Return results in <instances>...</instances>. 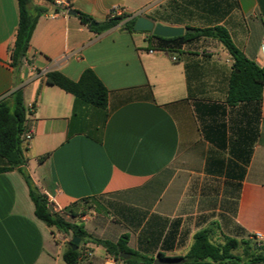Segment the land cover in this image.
<instances>
[{"label": "crops", "instance_id": "0c3cea01", "mask_svg": "<svg viewBox=\"0 0 264 264\" xmlns=\"http://www.w3.org/2000/svg\"><path fill=\"white\" fill-rule=\"evenodd\" d=\"M32 7L47 12L17 73L9 53L19 3L0 0V102L22 90L32 133L27 170L55 212L96 239L128 236L130 249L154 260L184 258L203 230L214 244L236 239L248 243L236 253L264 256V241L255 246L252 238L264 235V86L259 109L230 107L233 60L219 41L200 38L172 54L148 49L146 33L124 30L139 17L182 28L221 25L264 68V0H33ZM116 7L128 19L103 33L68 13L100 24ZM86 70L107 88L106 109H75L72 94L46 81L58 71L77 82ZM222 127L225 148L210 140ZM232 147H249V164ZM72 238L36 217L18 171L0 172V264H66ZM80 251L78 264L110 256L88 241Z\"/></svg>", "mask_w": 264, "mask_h": 264}, {"label": "trees", "instance_id": "16d2710c", "mask_svg": "<svg viewBox=\"0 0 264 264\" xmlns=\"http://www.w3.org/2000/svg\"><path fill=\"white\" fill-rule=\"evenodd\" d=\"M32 1L18 0L20 11L19 25L9 53L10 65L17 73L28 59L30 42L37 23L40 17L47 12L42 8H33ZM75 12L81 22L96 33H103L125 20V18H117L93 26L92 22L94 21L92 17L79 11ZM149 18L156 23L160 22V20L165 21L164 19ZM137 19L132 18L125 21L124 30L131 34L136 33L134 26ZM186 28H191L195 32L175 38H162L154 36L152 32H143L148 35V49L173 54L179 53L184 45L200 38L219 41L233 60V71L230 77L226 101L227 105L234 107L239 104H254L259 109L263 100L264 68L246 57L242 50L235 45L231 35L224 26L216 25L206 28ZM46 81L48 85L56 86L72 94L75 98V109L80 105H89L98 109H106L107 107L108 90L92 70H86L77 82L72 81L58 71L48 73L46 75ZM201 107L202 104H197V111H200ZM220 108L223 109L221 106ZM28 115L29 111L25 105L21 89L16 90L9 99L0 102V158L5 163L3 167H0V172L16 170L21 174L28 186L30 198L34 203L36 217L45 223V225L55 228L60 233H71L73 238H80L81 243L88 241L103 247L108 254L123 261L125 264H153V258L142 255L129 248L128 236H123L116 243L96 239L89 235L82 225L67 221L58 212H51V203L47 196L35 184L27 170L28 158L26 157L27 147L24 146V135L28 132ZM215 135H217L218 140H210L217 143L220 147L225 148V127L220 128ZM256 138L257 134L255 132L254 142ZM231 152L235 157L243 160L246 165L249 164L251 158V150L249 147L247 150L232 147ZM243 152L246 154L243 155ZM43 160L44 157H41L40 161ZM247 244L227 237L223 244H214L210 240V231L203 230L195 234L193 245L188 254L183 258L185 260L184 264L264 263L263 255H251L245 249L242 254L236 253L241 246H246ZM121 255H128V257L123 259L120 257ZM81 257L80 245L77 250H73L68 245L63 254V259L66 264H78ZM159 257L164 258L162 255H159Z\"/></svg>", "mask_w": 264, "mask_h": 264}, {"label": "water", "instance_id": "95a60500", "mask_svg": "<svg viewBox=\"0 0 264 264\" xmlns=\"http://www.w3.org/2000/svg\"><path fill=\"white\" fill-rule=\"evenodd\" d=\"M69 15H76V12L73 10H70ZM93 26H97L98 23L92 22ZM134 30L136 32H152L154 36L162 37V38H175V37H181L185 34H192L195 32V30L191 28H182V27H172L167 26L163 24H156L153 21H151L148 18L145 17H139L135 23ZM50 210L52 213L55 212V209L53 206H50ZM81 243L80 238H73L71 242L68 243L70 247L73 248V250H77L79 245ZM121 258H127L128 255H121ZM185 260L183 258H157L154 260L153 264H184Z\"/></svg>", "mask_w": 264, "mask_h": 264}, {"label": "built area", "instance_id": "2783aa9c", "mask_svg": "<svg viewBox=\"0 0 264 264\" xmlns=\"http://www.w3.org/2000/svg\"><path fill=\"white\" fill-rule=\"evenodd\" d=\"M117 18H125V20H127L128 15L126 13V10L123 8H119V7L112 9L109 12L108 19L113 20V19H117ZM262 51L264 53V46L262 47ZM31 139H32V133L27 132L24 135V143L30 142ZM252 238L257 241V245H259V246H261L260 244L264 241V235L260 232L254 233ZM86 255L91 256L89 253H86ZM105 264H123V261L116 259L115 257L110 255L106 258Z\"/></svg>", "mask_w": 264, "mask_h": 264}]
</instances>
